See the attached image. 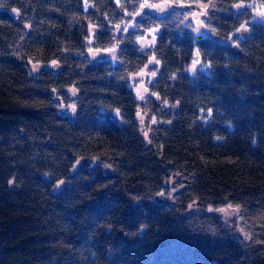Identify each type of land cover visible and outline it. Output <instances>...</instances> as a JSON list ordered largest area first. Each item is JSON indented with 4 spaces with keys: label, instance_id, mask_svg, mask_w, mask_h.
Masks as SVG:
<instances>
[{
    "label": "trees",
    "instance_id": "1",
    "mask_svg": "<svg viewBox=\"0 0 264 264\" xmlns=\"http://www.w3.org/2000/svg\"><path fill=\"white\" fill-rule=\"evenodd\" d=\"M141 1L0 0V264H264V0Z\"/></svg>",
    "mask_w": 264,
    "mask_h": 264
},
{
    "label": "snow or ice",
    "instance_id": "2",
    "mask_svg": "<svg viewBox=\"0 0 264 264\" xmlns=\"http://www.w3.org/2000/svg\"><path fill=\"white\" fill-rule=\"evenodd\" d=\"M192 2H198V0H192ZM176 5H179L180 7H183L185 6L184 4V0H162V5H157V4H152V3H149L148 0H144V3L140 5V7L143 9V8H157L158 10L160 11H164L165 8H170V7H173V6H176ZM89 5L87 4V2H85V5L84 7L87 8ZM202 7L205 8V11L203 13H193V16H195L197 18V22L200 26H204V21L203 20H200L199 17L200 15H204L207 17V8L208 7H211V8H215V4H209V5H202ZM234 7L238 10H242V12H247L248 8L250 7L246 2L245 0H239L238 3H236L234 5ZM251 7L256 11L257 13V16L256 17H253V19H257V18H261V19H264V5H261L259 7H257L256 5H251ZM208 19H211V17H207ZM185 19H187V17H185ZM247 21H245L244 24L241 25L240 29H237V31H247ZM129 27H136L138 28L139 25L138 24H131V25H125V27L123 29L120 28L119 25L116 26L117 30L118 31H127ZM148 31L150 32H155L156 29H149ZM194 31L196 32H199L200 31V27H197L194 29ZM140 40H141V43L142 44H149V45H152L155 43V39H151L149 40L146 36H141L140 37ZM104 51H108V52H114L115 49L114 48H109V49H104ZM93 55H95V51L93 52ZM197 55H199V52H197ZM153 61H155V57L152 58L151 61H149V63H152ZM55 64V62H53ZM200 64V61L199 59H196L193 61V65H192V68L195 69L197 65ZM204 68H207L208 65H203ZM145 73L143 71L139 72V73H136V75H139V76H143ZM152 75H155V72L151 73ZM142 89V91H141ZM148 89L143 87V85L141 84L139 88H137V96L139 97L140 100H145V96H144V93L147 92ZM76 93V90L73 89V95H75ZM71 109L72 111L74 112L76 110V105L75 104H72L71 106ZM208 115L204 117V119H208L211 115V112L212 110L211 109H208ZM137 115L140 117L141 119V123H143V115L141 113H137ZM156 121L153 120V123H155ZM145 135H147V133H145ZM219 139V137H218ZM255 142V140L253 141ZM105 167H111V165H105ZM11 183V181H10ZM64 181H58L57 182V185L56 186H59L60 184H63ZM210 211H219V212H222L224 213L225 215V219H227L228 217L232 216V215H238L239 214V205H227L226 208H220V209H209ZM109 227H111L109 225ZM145 226H141L140 228V231L142 232L143 229H144ZM241 231H243V229H241ZM251 237L249 235H245L244 239H250Z\"/></svg>",
    "mask_w": 264,
    "mask_h": 264
},
{
    "label": "rangeland",
    "instance_id": "3",
    "mask_svg": "<svg viewBox=\"0 0 264 264\" xmlns=\"http://www.w3.org/2000/svg\"><path fill=\"white\" fill-rule=\"evenodd\" d=\"M142 2V4L144 3V0H142L141 1ZM157 5H162V2L161 3H159V4H157ZM150 9H152V8H150ZM168 8H165V10L164 11H160V10H158L157 9V11H156V14H159V13H162V12H165L166 10H167ZM142 10V8H140V11ZM139 11V12H140ZM193 13H200V12H192L191 13V15H190V18L193 20V23H194V29L195 28H197V27H200V31L199 32H196L195 31V34L198 36V35H204L205 33H206V30H205V28L203 27V26H200L199 24H198V22H197V18L195 17V16H193ZM255 15H254V17H256L257 16V13H256V11H255V13H254ZM201 18V15H200V17H199V19ZM257 19H260V20H262L261 18H257ZM149 29H146L144 32H143V34H141L140 36H138V38H137V40L141 37V36H146L149 40H151V39H153L154 38V32H150V31H148ZM243 33H244V31H243ZM149 44H146V46H148ZM95 51V55H93V52ZM88 53H89V55L93 58V59H98V58H104V57H108V58H110L111 60H113L114 61V52H108V51H104V49L103 50H99V49H94V48H92V47H89L88 48ZM147 66H144V68L142 69V70H140V71H138L137 73H139V72H141V71H143L145 74L143 75V76H139V75H136V73H134L133 75H134V78L130 81V87L135 91V93L137 94V88H139L140 87V85L142 84L143 85V87H145V80H146V76L147 75H149L150 76V72H149V70L146 68ZM135 80V81H134ZM141 91H142V89H141ZM138 97V96H137ZM71 110V109H70ZM69 110V111H70ZM67 111V110H66ZM72 112V110L69 112V113H71ZM139 120L141 121V119H140V117H139ZM57 185V184H56ZM61 185L62 184H60L59 186H56V189H58L59 187H61ZM222 208H226V207H222ZM218 209H220V208H218ZM217 212H219V211H217ZM219 213H221L222 215H223V218L225 219V215H224V213H222V212H219ZM235 217H236V215H232V216H230V217H228L227 219H225V220H233V219H235ZM239 233L240 234H242V232L241 231H239Z\"/></svg>",
    "mask_w": 264,
    "mask_h": 264
},
{
    "label": "water",
    "instance_id": "4",
    "mask_svg": "<svg viewBox=\"0 0 264 264\" xmlns=\"http://www.w3.org/2000/svg\"><path fill=\"white\" fill-rule=\"evenodd\" d=\"M156 9V8H155ZM13 14L14 15H17V11H13ZM139 44H140V46L143 48L146 44H142L141 43V40H139ZM231 50H232V52L233 53H237L238 51H239V48H238V46H237V44H234V45H232L231 46ZM55 68V67H54ZM134 76H132V78H133ZM84 162H86V158H84V157H81V158H78L73 164H72V166L69 168V176H73V175H75L77 172H78V170L80 169V167L82 166V164L84 163ZM104 172H105V174H107V175H112L113 174V169L110 167H104Z\"/></svg>",
    "mask_w": 264,
    "mask_h": 264
}]
</instances>
